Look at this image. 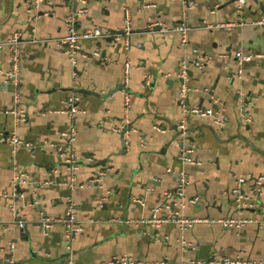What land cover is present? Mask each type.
I'll return each mask as SVG.
<instances>
[{
  "label": "crops",
  "instance_id": "1",
  "mask_svg": "<svg viewBox=\"0 0 264 264\" xmlns=\"http://www.w3.org/2000/svg\"><path fill=\"white\" fill-rule=\"evenodd\" d=\"M193 1L195 6L188 12L190 44L184 47L179 32L150 25L153 21L179 23L184 8L181 0H88L89 8L81 16L79 28L100 26L111 33L119 32L129 7L131 46L127 49L124 39L110 37L82 40L74 64L54 40L64 34V16L72 6L69 0H44L37 13L26 11L27 0H0V37L22 32L21 87L28 112L27 121L21 123L4 112L13 104V89L5 86L10 58L9 50L2 48L0 256L14 242L15 259L29 264H68L70 258L75 264H108L114 255L122 254L141 264H172L213 253L264 260V226L258 222L241 228L200 222L182 230L171 222L154 226L114 221L151 216L165 193L175 189L178 172L184 167L189 175L186 196L199 197L198 203L175 207L187 216L222 218L238 214L232 193L235 184L248 174H264V24L248 23L232 29L215 26L227 20H259L264 12L254 0H246L241 13L236 0ZM31 31L45 40L31 41ZM96 48L104 58L84 56ZM193 49L211 54L212 59L204 68L191 66L188 70L192 87L189 102L218 110L225 124L219 127L213 116L189 117L188 144L201 163L184 166L178 158L182 143L176 129L183 116L178 102L180 80L171 73L192 56ZM239 49L254 55L244 64L240 77L234 75L235 52ZM128 59L133 66L129 110L133 130L127 138L114 127L120 126L124 113L121 89ZM148 74L152 75L151 83L144 86ZM118 86L120 89L105 97L83 92L87 89L104 94ZM240 89L254 98L248 108L251 121L241 117ZM75 90L82 112L76 118L79 134L75 147L80 164L73 184L72 173L55 148L13 152L6 136L15 131L25 140L60 144L62 131L72 121L54 110L63 107L65 98ZM100 170L105 171L100 181L90 184ZM16 173H24L26 181L15 182ZM253 185L251 180L243 185L242 192L252 198V203L241 211L244 217L259 220L264 218V191L256 194ZM68 197L76 203L82 225L70 254L65 252L64 224L46 227L40 223L41 217L63 214ZM135 198H142L144 203ZM18 221L25 223L26 233Z\"/></svg>",
  "mask_w": 264,
  "mask_h": 264
},
{
  "label": "built area",
  "instance_id": "2",
  "mask_svg": "<svg viewBox=\"0 0 264 264\" xmlns=\"http://www.w3.org/2000/svg\"><path fill=\"white\" fill-rule=\"evenodd\" d=\"M44 0H27L26 11L31 13L33 11L40 12L41 4ZM72 6L68 9L64 16V34L54 40L56 43L64 49L65 53L69 56L71 61L76 63V53L80 49V43L82 40H99L101 38L113 37L116 40L124 39L126 48H130L131 41L130 35L132 31L131 25V10L130 8L125 9V26L123 30L112 33L109 30H103L100 26H94L90 28H79V21L83 14L88 11L89 2L88 0H69ZM184 2L183 8V18L179 23L174 25H169L165 22L153 21L151 26H159L162 31H176L180 33V42L181 45L186 47L190 44V35H191V25L188 22V12L190 8L195 6L193 0H181ZM246 0H236L237 10L241 13L244 9ZM215 11V8L212 9V12ZM248 23L255 25H263L264 18L259 20H254L248 22L244 19L240 20H230L218 22L215 24L218 28L223 29H232L237 26H245ZM31 41L45 40L38 38L35 34V31H31L29 34ZM22 43V32L15 31L9 36L2 38L0 37V49L7 48L9 50L10 58V68L6 72L5 86H12L13 89V104L9 108H5L4 112L6 114L12 115L15 123L25 122L28 119V112L23 102V94L21 87V64L24 58V53L21 48ZM138 46H141L138 43ZM258 56H263V54H257ZM84 56L86 58H104L101 49L96 48L93 52H85ZM253 54H247L242 49H239L235 52V63H236V72L235 76H242L243 66L246 62H249L253 59ZM212 59L211 54L197 49H193L192 56L187 59L185 58L178 70L171 73L172 76H175L180 80V87L178 90V102L182 108L183 116L181 120L177 123L176 129L178 131V136L182 143L180 152L178 154L179 160L184 164V166L189 164H200L201 160L192 155V146H185V143L188 144V119L194 114L199 117L213 116L214 122L222 127L225 124V121L222 117V114H218L219 111L213 109L210 106H203L201 104L191 105L189 102V94L192 87L189 85V75L188 70L191 66L196 68H204ZM132 63L128 59L124 63V74L122 79V93L124 97V113L121 119L120 126H115L114 130L125 132L124 136L129 137L130 132L133 130L132 121L129 115V110L132 101V92L130 91L131 83V69ZM77 75V71H73V76ZM169 75V74H168ZM152 75L148 74L144 80V86H149L151 83ZM238 99L240 105V114L245 121H251V115L248 112L249 105L253 102V97L244 92V90H238ZM80 95L78 91H72L67 98L64 100V106L60 107L56 112L66 114L71 118V124L69 128L62 131V142L60 144L49 143L43 139L36 140H25L21 138L15 131H12L6 136V140L13 152L18 151L19 149H26L31 153L34 152L37 148H43L44 146H51L59 153L61 158L64 159L66 166L69 171L72 173V182L75 183L74 173L79 167L80 158L79 154L76 151V140L78 138L79 130L76 124V118L78 114L82 112V109L79 107ZM154 128L159 131H165V128H162L159 125H154ZM128 143V141H127ZM105 171L100 170L90 181V184L100 181ZM179 180L174 190H169L165 193V198L159 202L152 211L151 216L145 218L126 219V218H115L114 221L119 222H130V223H149L154 226H160L162 224L171 222L179 226L180 229L184 230L196 223L200 222H213L219 223L224 228H241L249 222H258L260 226H264V218L255 220L242 215V211L245 207L251 205L252 198L249 195H246L244 191L242 192L243 185L248 181H253V191L260 195L264 191V174H248L246 177H241L237 184H235L232 189V193L235 194L236 206L238 208V214L229 215L222 218H214L209 216H187L181 213L179 209H176L177 206L183 207L186 202L198 203L199 197L194 196L187 198L186 192L189 184V175L187 170L184 168L180 169ZM15 182H25L24 173L15 175L13 179ZM139 203H144L142 198H135ZM176 207V208H175ZM56 222H60L65 226L64 232V247L65 252L70 254L72 252V242L76 233L82 229V225L79 221L76 203L68 197V205L66 211L56 217H41L40 223H44L46 227H51ZM18 226L21 228L23 233H26L25 223L18 221ZM183 243L186 241L183 240ZM190 244V243H189ZM15 249V243L10 242L8 245L7 253L3 256H0V262L7 264H29L28 262H19L15 259L13 251ZM108 264H141L135 260L131 255L122 254L114 255L108 262ZM167 263V261L165 262ZM68 264H75L74 261L70 258ZM172 264H264L263 259H256L251 257H243L241 255L228 256L223 254L213 253L208 257H193L188 259L179 260Z\"/></svg>",
  "mask_w": 264,
  "mask_h": 264
},
{
  "label": "water",
  "instance_id": "3",
  "mask_svg": "<svg viewBox=\"0 0 264 264\" xmlns=\"http://www.w3.org/2000/svg\"><path fill=\"white\" fill-rule=\"evenodd\" d=\"M258 5H259V9L262 11V12H264V5H263V2L261 1V0H254ZM110 39H114L113 37H111ZM118 89H120V87L118 86V87H116V88H113L112 90H109L108 92H106V93H100V92H97V91H93V90H87V89H85V90H83V92H85V93H89V94H94V95H97V96H100V97H105V96H107V95H109V94H111V93H113V92H115V91H117ZM123 133V135H124V131L122 132ZM123 141H124V143H125V140L123 139ZM185 146H188V147H190V145L189 144H186L185 143Z\"/></svg>",
  "mask_w": 264,
  "mask_h": 264
}]
</instances>
